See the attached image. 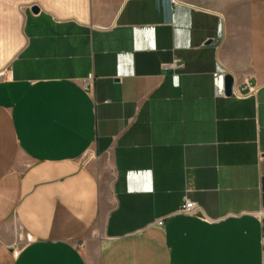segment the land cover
<instances>
[{
  "label": "crops",
  "instance_id": "0c3cea01",
  "mask_svg": "<svg viewBox=\"0 0 264 264\" xmlns=\"http://www.w3.org/2000/svg\"><path fill=\"white\" fill-rule=\"evenodd\" d=\"M17 2L0 264H264L263 38L181 0Z\"/></svg>",
  "mask_w": 264,
  "mask_h": 264
},
{
  "label": "rangeland",
  "instance_id": "374dc122",
  "mask_svg": "<svg viewBox=\"0 0 264 264\" xmlns=\"http://www.w3.org/2000/svg\"><path fill=\"white\" fill-rule=\"evenodd\" d=\"M223 12L233 34L251 29L264 40V0H181ZM20 4L17 0H0V29L17 28L20 20ZM2 24V25H1ZM22 242L16 247L21 248Z\"/></svg>",
  "mask_w": 264,
  "mask_h": 264
},
{
  "label": "built area",
  "instance_id": "2783aa9c",
  "mask_svg": "<svg viewBox=\"0 0 264 264\" xmlns=\"http://www.w3.org/2000/svg\"><path fill=\"white\" fill-rule=\"evenodd\" d=\"M174 4L177 3V0H172ZM174 68H181V65H174ZM219 74H215V78L218 80ZM88 89V88H87ZM234 89V88H233ZM257 91H259V87L251 80H248L245 82L243 89L239 91V93H236L239 98H248L251 96H255ZM234 92V90H233ZM232 92V93H233ZM180 212L182 214L190 215V216H197V217H202L201 216V210L198 207V205L194 202H191L187 200L181 207ZM163 221L159 222V225H163Z\"/></svg>",
  "mask_w": 264,
  "mask_h": 264
},
{
  "label": "water",
  "instance_id": "95a60500",
  "mask_svg": "<svg viewBox=\"0 0 264 264\" xmlns=\"http://www.w3.org/2000/svg\"><path fill=\"white\" fill-rule=\"evenodd\" d=\"M39 8L38 7H32L31 11L34 13V14H38L40 10H38ZM208 44H210V42H207ZM234 77L230 74H227L226 76L223 77V80H222V83H223V90H224V93L226 96L228 97H232L233 94V88H234V82L233 81Z\"/></svg>",
  "mask_w": 264,
  "mask_h": 264
}]
</instances>
